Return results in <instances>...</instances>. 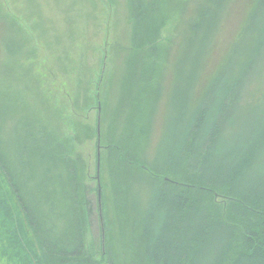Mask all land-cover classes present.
Returning a JSON list of instances; mask_svg holds the SVG:
<instances>
[{"label":"rangeland","instance_id":"374dc122","mask_svg":"<svg viewBox=\"0 0 264 264\" xmlns=\"http://www.w3.org/2000/svg\"><path fill=\"white\" fill-rule=\"evenodd\" d=\"M153 1L0 0V151L45 236L71 250L81 242L98 264H133L129 249L139 241L132 230H139L150 208L155 173L167 177L153 165L159 154L164 158L159 148L169 154L182 144V117L188 119L197 97L212 85L208 77L216 65L204 76L201 58L189 64L195 50L190 39L206 35L210 52H224L229 43L235 47L239 26L252 12L251 0H213L212 6L207 0H166L167 19L147 13L155 30H145L149 22H142L134 38L136 16ZM138 37L144 48H138ZM153 44L163 52L161 59L152 56L161 61L154 81L145 79L152 52L147 47ZM193 76L199 79L190 84ZM216 83L212 105L208 100L204 107L218 111L222 104L224 112L227 100L220 98L227 86L233 99L250 87ZM152 88L149 98L156 104L146 109L141 93ZM227 126L235 130L234 118ZM0 175V195L13 211L0 207V264H22L8 248L22 232L20 214L35 238ZM218 246L208 245L198 264H210Z\"/></svg>","mask_w":264,"mask_h":264},{"label":"trees","instance_id":"16d2710c","mask_svg":"<svg viewBox=\"0 0 264 264\" xmlns=\"http://www.w3.org/2000/svg\"><path fill=\"white\" fill-rule=\"evenodd\" d=\"M212 1L207 0L211 6ZM250 3V18L239 26L233 40L235 47L229 43L224 52H210L212 39L206 35L190 39L189 45L195 50L190 55L189 64L193 66L201 58L204 76L215 65L216 70L208 77L212 82L209 90L197 97L188 119L185 115L182 117L187 123L182 144L175 145L169 154L159 148L164 158L159 154L153 165L167 177L154 172L155 190L150 208L139 230H132L139 241L129 249L133 264H198L201 255L213 242L219 246L210 264H243L254 259L264 262V176H260L264 171V0H251ZM261 6L263 10L258 13L259 17L252 20ZM146 8L136 16L134 38L139 28L137 25L142 22H149L145 23V30H155L157 24L148 20L147 13L156 11L165 17L162 22L167 19L166 0H154L152 7ZM208 15L209 10L203 19ZM200 24H195L197 30L202 28ZM137 43L138 48L145 47L141 46L142 37L137 38ZM147 49L152 52H146L151 60L146 62L150 74L145 79L154 81L159 75L157 70L161 61L157 59L162 58V45L153 44ZM152 56L158 58L152 59ZM197 79L193 76L190 84ZM224 79L239 86L238 89L245 85L257 86L247 87L242 94L236 93L234 99L228 98L232 86H227L220 98L221 101L227 100L226 112L222 104L218 111L212 106L204 107L208 100L212 105L210 94L216 82ZM155 90L152 88L141 93L146 95L144 100L140 99L146 109L156 104L149 98ZM143 112L147 111L143 109ZM230 118L235 120L233 132L227 126ZM192 119L195 120L188 129ZM0 171L7 179L10 193L13 192L19 201L35 238L32 239L30 232L24 229L27 226L20 214L22 232L17 234V241L13 240L12 246L7 247L17 254L22 264H98L86 253L81 242L71 250L45 236L39 217L25 201L21 185L14 181L8 157L1 151ZM255 175L256 181L253 182ZM2 181L0 175V191L4 192ZM221 196L226 198L224 203L218 199ZM0 201H4L0 207L13 212L7 197L0 195ZM157 220H162L160 228L158 225L156 228Z\"/></svg>","mask_w":264,"mask_h":264},{"label":"water","instance_id":"95a60500","mask_svg":"<svg viewBox=\"0 0 264 264\" xmlns=\"http://www.w3.org/2000/svg\"><path fill=\"white\" fill-rule=\"evenodd\" d=\"M100 110H101V106H100ZM99 137H101L100 133H99ZM99 170H100V163H99ZM98 178H99V182H100V176Z\"/></svg>","mask_w":264,"mask_h":264}]
</instances>
